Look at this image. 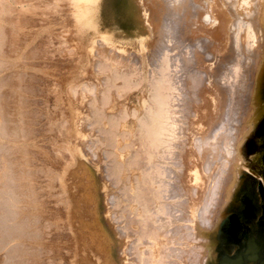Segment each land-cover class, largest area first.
<instances>
[{"label":"bare ground","instance_id":"obj_1","mask_svg":"<svg viewBox=\"0 0 264 264\" xmlns=\"http://www.w3.org/2000/svg\"><path fill=\"white\" fill-rule=\"evenodd\" d=\"M1 1L3 0H0V5L3 7L6 6L2 5L5 1ZM66 1L55 0V2L59 4L62 2L66 3ZM107 1L108 0H81L79 2V7H81L82 11L77 13L80 15L84 11V16L82 15L83 22L79 20L82 22L80 23L82 26L80 30L82 29L84 32L83 34H85L82 36H85V39H87L86 41L89 44L87 51L91 55L93 47L96 44L94 41L96 37H101L100 39H102L103 36H105L104 38H106V36L110 37L123 30V28L118 26L119 23L117 24L113 15L109 16L110 18H107L106 14L110 10L111 2ZM120 1L123 7L122 9H124V13H126L123 15H126V18L129 19V26L124 29V32L139 39L137 40L140 45L139 47L142 48L144 44L148 45L146 39H141L143 37L145 38L148 36V38H150V35L152 37L153 34L152 38L157 40L159 33L163 32V26H166L165 22L169 23L168 17L176 19L181 14H185V20L194 16V18H190L194 19L192 27L196 28L197 32L202 33L201 40L206 45V49L208 47L214 52L215 64L209 76L212 78L211 80H213L210 82H213L212 84L214 85L212 86H214V88H204L203 105L201 104L202 106L199 108L198 113L195 111L198 114V116H196L197 118H195L194 121H191L192 129L190 131L193 135L195 134L194 132H199L201 134L206 133L208 128L212 125V122L215 120L216 123L219 124L224 115L226 119L229 118L230 106L229 104V107L226 105V97L229 94V89L232 91L235 88V83H237V81L241 82L243 78L246 79L247 71H244L245 77L242 79L241 71L243 68L244 70L246 69V64H253L254 70L252 69L253 72L250 70L251 73H249L252 74L253 78L251 79L253 80H251L252 86L247 84V87H249V94L246 106L240 105L241 107L238 106V108L235 109L238 118L241 119V121L244 119L247 121V126L240 131L238 129L235 133L229 132L223 134L222 139L224 141L223 144L225 145L223 148L224 151L228 153L229 157V160H227L228 162L226 163V165H228H224L225 167L229 166L228 171L226 170L228 174L225 178L221 176L224 180H221L218 176H220L219 174L222 175L224 172L226 173V171L219 173L218 176L216 174L217 172H215L214 175H216L215 177L217 178H210L211 173L207 175L206 171L208 170L204 171V168L201 166L203 162L198 155V150L196 151L194 148L196 146H190L194 142H191L190 145L187 144L189 149H187L188 147L186 145V148H184L185 146L182 144L185 140L182 138L184 137L183 126H181L180 122H178V119L175 117L174 114L176 112L174 111V113L171 111L172 109L169 108L171 103L174 102L172 100L174 97H172L173 95L171 96V92L177 90V88L174 90L171 87L173 85H169V76H166V74L168 75L167 66L164 67V63L166 64L167 62L165 60L166 58L163 57L165 54H162L163 56L159 59L160 61H156L157 65L155 66L158 69L156 67L153 68H156L158 72L156 73L155 69L152 73L153 78L145 77V79L151 78V80L146 81V83H148V87L145 86V88H148L147 94L145 92L146 96L143 97L142 94L144 93H142V98L139 97V101L134 104V106H129L128 109L125 107L126 101H122L124 103V107L122 108L125 110H121L124 114H120H123V117H125L124 122L120 123L117 121L118 119L123 120L121 117L118 118L119 115H116L118 119L115 118L116 120L114 121L108 120L107 118L113 111H111V114H109L110 112L108 113L106 122L103 121L102 118L99 119L102 120L100 122H105V124L102 123V125H105L106 129L103 130H105L109 136L105 135L107 134L106 132L105 134H102L106 137L108 136L104 139L106 141L105 144L109 142L110 145H113L111 146L113 147L112 150H109L112 151H110V154L112 155L113 160H115L113 161L115 164L113 163L114 165L111 164L112 166H110V169H114L111 171L113 172V177L107 176V178L110 179L111 184L114 180L117 184H113L114 187L112 186V188L114 189L109 188L110 184L107 185L109 186L108 190H106V185H103L106 190L104 192L106 195L104 201L105 212L107 215V221L111 225V227L108 228L111 232L108 231L101 222L99 210L100 199L93 173L83 166H78L73 173L60 181L65 189L64 195L67 193L65 196L66 199L64 200L62 198L63 204L64 202L67 204H65V213L67 214V217L66 214L65 217L67 220L64 222L65 224H63L66 227L65 230L69 229L70 232L72 231L76 244L74 249L75 257L72 255L74 262L71 264H185L186 257L188 260L190 259V264H197L196 250H194V247L196 248V246L193 244L189 245L191 242L189 239L197 236L194 235V230L196 232L195 228L197 227V221L199 220L198 212L203 211L201 213L203 214L208 211L209 216H203L204 218H208L207 227L209 229L217 227L219 219L221 218L220 216L223 214L224 204L228 198H230L233 189L237 185L239 168L243 164L241 154L242 143L250 134L261 114V111H263L262 105L258 99L256 86L258 85L261 68L264 64V0ZM166 1L169 3H166ZM60 9L61 8H59V10ZM118 13L119 12L116 14ZM78 14L76 15L79 16ZM75 20H77V18H75ZM122 24H124V22H122ZM191 25L192 24H190V26ZM2 30L4 31L3 28ZM2 39L4 38H2L0 33V49L2 48ZM2 51L4 50L2 49ZM2 51H0V264H29L31 262V255L36 254L35 257H39L37 253H32L36 250V247L39 248L46 246L45 244L53 235L54 229L47 230L49 224H53L54 222L52 220V222L49 221V219L52 218L54 205L58 203L57 200L61 197H57V203L55 202L54 204L53 200L50 198L52 190L47 192L49 196L47 195L48 198L46 199L43 193L38 196V194H36L37 184L35 185L32 175L28 174V165L24 169V161L20 159V157H22L23 146L25 147L22 140L23 130L21 124L16 122L21 119L16 120L17 118H14L15 123L11 125V122L14 120L8 117L7 112L8 104L5 99L7 97L5 94L7 93L3 90L4 85H6V77L4 78V75L1 73L3 70L2 67L4 68V66H2L4 64ZM143 56L144 55H142V57ZM223 65H225V68L222 69L221 66ZM163 67L166 72L163 71ZM175 68H177V66ZM154 72L156 74H154ZM115 74L117 73L115 72ZM115 74L113 75L116 79L118 76ZM123 78L127 79L125 76H123ZM199 79H201L200 75ZM220 80L224 81L226 86L225 84L223 86ZM127 82L129 81L127 80L124 82L125 85L120 83L121 85L118 88L119 93L121 90L123 91L122 87L124 90L125 88L131 90V83L129 82L130 84L128 85ZM134 83L137 84L136 81ZM241 83L243 84V82ZM127 85L131 88L129 89ZM168 86L173 89V91L169 90V92L171 91V98L167 97V94L169 95V93H167ZM238 87L241 88V86ZM238 87L237 89H239ZM198 91H200V89ZM168 99L172 101H169ZM119 102H121V100H119ZM119 102L118 104L123 106ZM118 104L117 106H120ZM127 105L129 104L127 103ZM9 107H11V105H9ZM172 107L174 109V105ZM255 109L258 111L249 113L250 110L255 111ZM240 110H242V112H239ZM12 115L15 116L13 113ZM102 115L104 116L105 112L104 114L102 113ZM112 115L115 116L114 113ZM109 119L114 118L112 117ZM126 119L130 121L126 122ZM116 122L119 123L117 124ZM95 124L99 125L97 123ZM118 129L127 133L119 131ZM78 132L80 133V129H78ZM88 132L90 133V131ZM191 133L189 135L190 138ZM121 134H127L129 136L126 135L124 138ZM82 136H84V134H82ZM126 137L129 138L126 139ZM131 137L133 138L131 139ZM134 137L137 139L134 140L135 143L141 145V147L144 146L145 148L143 149L142 147L141 150L140 148L137 149L140 150L141 153L143 152L142 150H144L145 154L144 152L139 154V151H134V155V152H132L133 150H130L131 148H129V144L134 143ZM190 138L187 139L190 140ZM191 139L193 141V137ZM103 141L101 142L103 143ZM186 142L188 143L189 141ZM139 145L137 147H140ZM175 155H177L179 159H174L175 161L172 162ZM139 160L142 161L139 162ZM225 160L223 164H225ZM183 168L187 170L186 174ZM218 171H220V169ZM104 178L107 180L106 176ZM109 179L107 181H109ZM50 184L52 185V183ZM218 190H221L222 193H219ZM183 191L184 193L188 191L184 198L182 196L184 194ZM206 194L207 196L205 198ZM216 195H220V198ZM204 198L208 200V202L211 200L210 204H212V206L209 205L211 208L209 210L207 208L206 212L201 208L202 206H205H201ZM185 200H187V202ZM208 202L203 208L208 207ZM214 202H216V205L213 204ZM189 206L191 207V210L189 215H187L189 217L187 220L189 219L190 221L186 220L187 223H185L184 214L186 208ZM125 210H128L129 213L126 214ZM129 217L138 218L136 225L139 224L138 226L140 228H137L134 232H131V230L127 228L128 221L130 223ZM58 223L59 222L56 224ZM57 227L59 228V225ZM57 227L55 225L56 229ZM61 230L63 231V228ZM55 235L57 236V234ZM185 240L189 242L187 243ZM116 243H119L120 245V254L116 255L118 260V256L120 255L119 261L114 259V254H112L114 253L113 251ZM186 245H188V247H186ZM49 249H51V247ZM49 249H46V252L47 250L50 252ZM55 249L56 248L53 250ZM65 251L66 250L63 252ZM58 252L56 251V253ZM46 260L43 261L46 262Z\"/></svg>","mask_w":264,"mask_h":264},{"label":"rangeland","instance_id":"obj_2","mask_svg":"<svg viewBox=\"0 0 264 264\" xmlns=\"http://www.w3.org/2000/svg\"><path fill=\"white\" fill-rule=\"evenodd\" d=\"M3 1H1L4 3L2 5L6 6L3 7L0 5V33L2 38H4L2 39L4 45L2 43L0 51H2V49L4 50L2 51V54L5 65H2L4 68L2 67L3 70L1 73L4 75V78L6 77V85H4L3 90L7 93L5 94L7 96L5 99L8 104V117L14 120L11 122V125L15 123L14 118H17L16 120L21 119L16 121L21 124L23 130L22 140L25 145V147L23 146L22 151L24 156L21 154L22 157H20V159L24 161H22L24 163V169L28 165V174L32 175L35 185L37 184L36 194L39 196V194L42 195L43 193L46 199L49 196L47 192L52 190L50 198L53 200L54 204L58 201V203L54 205L52 218L49 219V221L52 220L54 222L53 224H49L47 229H54L53 235L45 244L46 246L39 247L40 249L36 247V250L32 253H37L39 257H35L36 254L31 255V262L29 264H34V261L35 264H71L74 262L73 257H75L74 249L76 244L72 231L70 232L69 229L65 230L66 227L64 222L67 220V214L65 213L66 203L64 202L63 204L62 198L65 200L67 193L64 195L65 189L60 181L73 173L78 166L87 168L95 177L96 189L100 199L99 210L101 222L104 227L110 231L108 228L111 227V225L107 221V215L105 212L104 201L106 195L104 192L108 190L109 186V188L114 189L112 186L114 187L117 182L113 179L114 182L112 181L113 183L111 184L110 179L107 178V176L113 177V172L111 171L114 169H110V166L115 164L113 162L115 160H113V157L110 154L113 148L111 146L113 145H110L108 141V143L105 144L106 141L104 139L109 135L103 130L106 129V127L105 125H102V123L105 124L107 119L113 121L116 120V115H119L118 118L121 117V119H123L119 120L117 118V121L120 123L124 122L125 117H123L124 113L121 110L124 111L125 109L122 108L124 107L122 101H126L125 107L128 109L129 106H134V104L139 101V97H141L142 93L145 94L146 92L147 94L148 83H146V81L151 80V78H147L152 77L153 71L157 68L155 65H157V62L160 61L159 59L162 58L164 54L163 57L166 58L165 60L167 62L166 64L164 63V67L167 66L168 75L166 74V76H169V85H173L171 87L174 90L177 88V90L173 91V89L168 86V91L166 90L167 93H169V95L167 94L168 98H171L172 95V97H174L172 99L174 102H170L171 106H169V108L172 109L171 111L177 113L174 112L175 114H173L178 119L181 126H183L184 137L182 138L185 139L184 143H186H182L183 146L186 145L188 147L191 142H194L190 146H196L194 148L196 151L198 150V155L203 162L201 166L204 168V171H209H206L207 175L211 173L210 178L216 176L214 175L215 172H217L216 174L218 176L219 173L226 170L228 171L229 166H225L228 165H226V163L228 162L227 160H229V157L228 153L224 151L223 147L225 145L223 144L224 141L222 137L224 133H235L238 129L240 131L247 126V121H245V119L241 121V119L238 118L235 109L240 105L246 106L249 94V87H247V84L252 86L251 80H253L251 79L253 78L252 74L249 73L253 72L254 65L246 64V69L244 70L243 68L241 71V79L245 77L244 71H247L246 79L243 78L241 80L243 84L237 81V83H235V88L232 90L233 92L229 89V94L226 97V105L228 106L229 104L230 106L229 118L226 119L224 115L219 124L214 120L206 133L201 134L199 132H194L195 134L193 135L190 131L192 129L191 121H194L195 118H197L198 110L203 105V92L207 88H214V86H212L214 85L212 84L213 82H210L213 80H211L212 78L209 76L215 64L214 52L208 47L206 49V45L201 40L202 33L197 32L196 28L192 27L194 19L190 18H194V16L189 17L187 19L188 21L185 20V14H181L176 19L168 17L169 23L165 22L166 26H163V32L159 33L157 40L152 38L153 34L152 37L150 35V38H148V36L145 38L143 37L141 39H146L148 45L144 44L141 48L137 41L139 39L124 32V29L129 26V19L126 18V15H123L126 13H124L125 11L122 9L121 1L108 0L111 1L109 12L112 14L108 12L106 14L107 18L113 15L117 24L119 23L118 26L123 28V30L110 37L106 36V38H104L105 36H103L102 39H100L101 37H96L94 39L96 44L93 47L91 55L87 51L89 46L86 41L87 39H85V36H82L85 34H83L84 32L82 29L80 30V28H82L80 23L83 22L82 15L84 14V11L80 15L77 12L80 13V11H82L81 7H79V2L81 0H65L68 4L65 2L59 4L56 3L55 0ZM167 1L166 3H169ZM59 8L61 9L59 10ZM117 12L119 13L116 14ZM75 18H77V20H75ZM122 22H124V24H122ZM190 24L192 25L190 26ZM141 53L145 58L142 57ZM175 64L177 68H175ZM154 67L156 68L153 69ZM164 67L163 71L166 72ZM221 67L223 69L225 68V65ZM157 69L155 70L156 73L158 72ZM115 72L117 74H115ZM155 72L154 74H156ZM113 74L118 76L119 79H115ZM199 75L201 79H199ZM123 76H125V78L127 77V79H124ZM145 77L147 78L145 79ZM127 80L129 82L132 80L130 82L132 88L128 86L130 83L127 82V87H129V89L131 88V90H128L127 88L124 90L122 87L123 91L121 90L119 93V86L122 83L124 84ZM135 81L137 84L134 83ZM220 82L224 86V81L220 80ZM145 86L147 87L145 88ZM238 86H241V88ZM237 87L239 89H237ZM256 88L258 91V99L262 105L263 111H261V114L250 134L242 143L241 154L243 164L239 168L237 185L233 189L230 198H228L224 204L223 214L220 216L221 218L219 217V223L216 228L209 229L207 227L208 218H204L203 216L205 215L208 217V211L207 213L201 214L203 212L202 209L206 212V209L208 208L209 210L212 206V204H210L211 200L208 202V200L205 199L207 194L203 200L204 204L203 202L201 203V206H206L207 202L209 204L206 208H203L205 206H202V212H198L199 220L197 221V227L195 228L196 232L193 229L195 233L194 235L197 236H193L194 238L189 239L191 241L189 245L193 244L196 246V248L194 247V250H196L197 264H264V64L261 68L260 78ZM199 89L200 91H198ZM169 90L173 91H170L171 96ZM144 94H142L143 97L146 96V94ZM119 100H121V102H119ZM168 100L172 101L170 99ZM118 102L123 106L118 104ZM127 103L129 105H127ZM117 104L120 106H117ZM172 104L174 105V109ZM9 105H11V107H9ZM103 111L105 112L104 116L102 115V113L104 114ZM111 111H113L112 114L114 113L115 116L111 114ZM195 111H197V113ZM257 111V109H255V111L250 110L249 113ZM239 112H242V110ZM12 113L15 114V116L12 115ZM108 113L111 115L107 118ZM120 113L123 114L121 115ZM112 117L114 119H109ZM101 118L105 122H100L102 121L99 120ZM70 121H74L72 123L76 125H73ZM125 121L129 122L130 120L128 121V119H126ZM119 122L116 123L118 124ZM95 123L99 125H96ZM78 129H80V133L78 132ZM118 130L123 131L121 129ZM88 131H90V133ZM85 132L87 136L85 135ZM105 132L107 134H105ZM123 132L127 133L125 131ZM102 133L108 136L106 137ZM190 133L191 138L193 137V141L189 137ZM82 134H84V136H82ZM121 135L124 137L127 134ZM128 138L129 137H126V139ZM132 138L133 137H131V139ZM187 138H190L191 141ZM134 140L137 139H133L134 143L131 141L132 144H129L130 147L129 145L128 147L131 148V151L133 150L132 152L139 151L140 154L141 148H145L144 146L141 147V145L136 144ZM101 141H103V143ZM186 141H189L190 143H187ZM138 145L140 147H137ZM186 146L184 148H186ZM137 148H140V150ZM187 149H189V147ZM142 151L144 152V150ZM175 157L172 162L175 161L174 159L178 158L177 155H175ZM224 160L226 161L225 164H223ZM141 161L142 160H139V162ZM223 168L226 169L224 170ZM219 169L220 171H218ZM227 171L226 173H222V175L219 174L220 176L218 177H220L221 180H224L223 177H227ZM184 172L186 174L187 170L184 169ZM105 176L109 181L105 180ZM50 183H52V185ZM103 185H106V190ZM187 192L184 193L183 191L185 194V196L184 194L182 195L183 198L186 197ZM218 192L222 193L221 190H218ZM220 195L216 196L220 198ZM57 197L61 198H58L57 200ZM185 201L187 202V200ZM213 204L216 205V202ZM209 205L211 206L209 207ZM190 210V206L185 210V223H187L186 220L189 218L187 215H189ZM125 213L128 214V210ZM129 218L130 223L128 221L127 228L130 229L131 232H134L137 228H140L138 226L139 224L136 225L138 218ZM190 218L192 219L191 216ZM57 222L59 223L56 224ZM54 224L56 227L59 225V228L57 227L56 229ZM62 228L63 231L61 230ZM55 234H57V236ZM186 242L188 243L189 241ZM116 244L115 247L113 246L114 251L112 249L114 252L112 253L114 254V259H117L116 255L120 254V245L119 243ZM50 247L52 250L49 249ZM186 247H188V245H186ZM54 248L56 249L53 250ZM46 249H49L50 252L48 250L46 252ZM63 249L66 251L63 252ZM56 251L59 252L56 253ZM72 255L74 256L72 257ZM119 256L118 258L120 260ZM43 260H46V262ZM190 263V259L188 260L186 257L185 264Z\"/></svg>","mask_w":264,"mask_h":264}]
</instances>
